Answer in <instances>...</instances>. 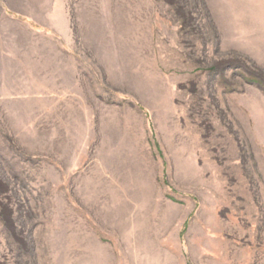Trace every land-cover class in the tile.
<instances>
[{
  "label": "rangeland",
  "instance_id": "rangeland-1",
  "mask_svg": "<svg viewBox=\"0 0 264 264\" xmlns=\"http://www.w3.org/2000/svg\"><path fill=\"white\" fill-rule=\"evenodd\" d=\"M0 264H264V0H0Z\"/></svg>",
  "mask_w": 264,
  "mask_h": 264
}]
</instances>
